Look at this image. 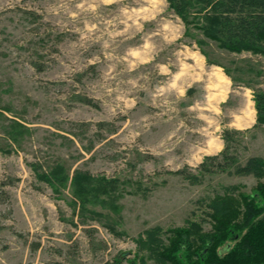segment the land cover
Masks as SVG:
<instances>
[{
    "label": "rangeland",
    "instance_id": "rangeland-1",
    "mask_svg": "<svg viewBox=\"0 0 264 264\" xmlns=\"http://www.w3.org/2000/svg\"><path fill=\"white\" fill-rule=\"evenodd\" d=\"M184 31L166 0H0V264H158L137 246L146 230L160 227L165 243L188 221L209 231L211 197L264 182L178 173H197L223 128L256 114L252 90L207 64ZM203 48L231 72L251 68L240 75L264 90V57ZM13 120L26 129L17 142L4 132ZM239 153L264 159V131L252 129ZM55 161L114 179L112 205L81 210L70 182L38 180L31 164Z\"/></svg>",
    "mask_w": 264,
    "mask_h": 264
},
{
    "label": "trees",
    "instance_id": "trees-1",
    "mask_svg": "<svg viewBox=\"0 0 264 264\" xmlns=\"http://www.w3.org/2000/svg\"><path fill=\"white\" fill-rule=\"evenodd\" d=\"M166 1L183 22V36L189 40L186 44L195 43L207 64L221 66L233 86L250 88L256 110V122L251 128H223L222 150L214 155H206L196 167L197 173L184 169L178 173L193 184L200 183L204 176L214 173L252 175L258 180L264 178V159L260 156L241 159L239 153L241 143L252 129L264 131V90L255 87L252 77L244 79L240 75L246 72L251 74V68L236 66L231 72L211 59L203 48L213 42L219 49L229 53L248 52L264 57V0ZM33 66L40 70V64L34 62ZM235 72L239 75H235ZM256 74L260 76L262 73ZM191 91L189 89L187 93ZM77 97L81 102L91 104L90 100ZM2 109L7 110L5 107ZM4 129L7 139L13 142H17L18 137L26 131L15 120L10 121ZM115 130L109 128L108 132L113 133ZM31 165L40 181L62 187L70 182L72 194L81 210H86V204L89 203L104 204L106 201L112 205L114 179L95 176L82 169H75L70 175L65 165L57 161L51 163L47 170L39 163ZM226 189L224 194H216L208 200L206 215L212 224L209 231H204L196 221H188L185 227L167 230L168 243H165L161 228L154 227L136 240L139 250L149 252V257L158 264H264V182H259L250 194L237 193L236 185ZM90 213L102 216L101 212L91 210ZM108 227L115 231L113 225ZM231 241L235 242L234 245ZM224 244H229V247L222 253L218 248ZM107 264H122V260L119 257Z\"/></svg>",
    "mask_w": 264,
    "mask_h": 264
},
{
    "label": "crops",
    "instance_id": "crops-1",
    "mask_svg": "<svg viewBox=\"0 0 264 264\" xmlns=\"http://www.w3.org/2000/svg\"><path fill=\"white\" fill-rule=\"evenodd\" d=\"M255 108V107H254ZM238 122L242 125V126H240V127H238V126H236L235 128L236 129H240V130H245V129H248V128H251L254 124H255V122H256V114H255V118L254 117H251V118H247L246 116H244V115H238ZM234 128V127H233ZM221 134L222 133H219L218 134V137H219V147H216V145H215V147H214V151L212 152L213 153V155L214 154H217V153H219L221 150H222V148H223V140H222V138H221ZM208 144H206V146H207Z\"/></svg>",
    "mask_w": 264,
    "mask_h": 264
},
{
    "label": "bare ground",
    "instance_id": "bare-ground-1",
    "mask_svg": "<svg viewBox=\"0 0 264 264\" xmlns=\"http://www.w3.org/2000/svg\"><path fill=\"white\" fill-rule=\"evenodd\" d=\"M212 78L215 80L218 87L223 88L225 87V80L224 77L217 72L212 73ZM252 102L247 101L246 103V109L247 111H251Z\"/></svg>",
    "mask_w": 264,
    "mask_h": 264
},
{
    "label": "water",
    "instance_id": "water-1",
    "mask_svg": "<svg viewBox=\"0 0 264 264\" xmlns=\"http://www.w3.org/2000/svg\"><path fill=\"white\" fill-rule=\"evenodd\" d=\"M228 247H229V244H227L226 249H228Z\"/></svg>",
    "mask_w": 264,
    "mask_h": 264
}]
</instances>
